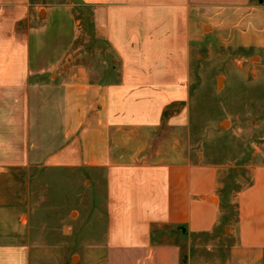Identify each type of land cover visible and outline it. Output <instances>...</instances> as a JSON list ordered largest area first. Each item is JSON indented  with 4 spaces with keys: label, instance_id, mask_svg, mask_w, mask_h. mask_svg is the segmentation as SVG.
Segmentation results:
<instances>
[{
    "label": "crops",
    "instance_id": "1",
    "mask_svg": "<svg viewBox=\"0 0 264 264\" xmlns=\"http://www.w3.org/2000/svg\"><path fill=\"white\" fill-rule=\"evenodd\" d=\"M77 1L93 52L70 6L0 0V264H39L40 170L75 177L71 219L86 188L102 193L104 225L92 241L49 228L45 264H264V163L221 185L193 143L181 48L165 46L195 40L167 17L191 0Z\"/></svg>",
    "mask_w": 264,
    "mask_h": 264
},
{
    "label": "rangeland",
    "instance_id": "2",
    "mask_svg": "<svg viewBox=\"0 0 264 264\" xmlns=\"http://www.w3.org/2000/svg\"><path fill=\"white\" fill-rule=\"evenodd\" d=\"M51 2L70 6L85 27L91 23V11L80 7L77 0ZM189 7L167 17L179 18L183 28L187 22L192 24L197 29L195 40L188 42L182 34L181 44L165 46L181 48V62L189 79L195 149L204 153L207 162L224 167L221 185L231 190L246 178L250 166L264 163V0H191ZM83 30L85 50H98L99 45L89 40L94 37L93 30ZM37 174L38 255L39 264H45L49 261V228L64 229L66 223L84 230L85 239L92 241V231L104 227L94 213L100 209L102 193L86 188L91 204L87 203V210L80 209L78 220L76 213L71 219L69 211L81 203L72 194L74 188L65 182L73 183L75 177L62 171L40 170ZM77 254L84 256L85 252ZM67 261L77 264L78 257L69 255Z\"/></svg>",
    "mask_w": 264,
    "mask_h": 264
},
{
    "label": "water",
    "instance_id": "3",
    "mask_svg": "<svg viewBox=\"0 0 264 264\" xmlns=\"http://www.w3.org/2000/svg\"><path fill=\"white\" fill-rule=\"evenodd\" d=\"M219 81H221V79Z\"/></svg>",
    "mask_w": 264,
    "mask_h": 264
}]
</instances>
